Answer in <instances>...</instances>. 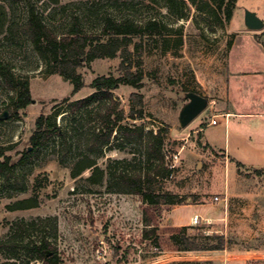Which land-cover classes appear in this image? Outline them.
Here are the masks:
<instances>
[{"label": "rangeland", "instance_id": "1", "mask_svg": "<svg viewBox=\"0 0 264 264\" xmlns=\"http://www.w3.org/2000/svg\"><path fill=\"white\" fill-rule=\"evenodd\" d=\"M177 1L171 12L164 0H0V63L14 77L27 80L31 97L19 116L9 119L15 94L0 80V149L14 165L9 181L0 176V239L17 220L51 217L58 230L53 245L60 264H264V174L238 166L222 150L198 147L199 124L191 128L195 120L186 126L179 121L190 92L206 95L207 107L195 118L202 115V125L217 113V101L211 102L216 96L225 106L234 42L235 61L264 70V50L248 34L261 35L264 26L250 30L243 20L245 11L257 8L264 15V0H236L229 21L223 20L222 12L212 13L210 0ZM30 7L57 35L67 32L74 20L82 35L98 34L105 18L136 26L154 22L164 29L161 35L131 37L127 52L120 49L115 57L97 58L77 68L85 86L70 96V82L46 72L44 61L19 29ZM122 60L143 74L139 92L145 118L135 124L154 132L168 130L164 166L176 171L159 185L178 204L152 207L137 195L113 192L106 169L112 160H131L128 153L105 151L97 158L105 172L100 184L85 180L89 171L73 178L72 164L60 165L49 151L31 162H18L38 115H50L55 101L65 97L88 96L91 80L108 74L117 77ZM132 92L136 90L124 86L113 91L124 113ZM215 119L218 124L207 130L206 138L222 144L223 119ZM199 140L205 144L203 135ZM173 141L180 144L175 147ZM172 150L176 154L170 163ZM21 201L33 206L18 208ZM220 238L223 249L216 250ZM183 239L207 250L194 251ZM4 261L0 256V264Z\"/></svg>", "mask_w": 264, "mask_h": 264}, {"label": "trees", "instance_id": "2", "mask_svg": "<svg viewBox=\"0 0 264 264\" xmlns=\"http://www.w3.org/2000/svg\"><path fill=\"white\" fill-rule=\"evenodd\" d=\"M164 1L171 12L177 8V0ZM210 1L214 4L212 13L222 12L223 20L229 21L236 0ZM177 16L182 18V14ZM19 29L44 61L46 72L70 82V96H73L85 86L83 77L76 72L77 68L97 58L115 57L120 49L127 52L131 37L161 35L164 27L154 22L136 26L131 22H116L105 18L98 34L85 36L74 20L67 32L57 35L55 29L44 22L34 7H30L28 16ZM254 39L264 49V32L256 35ZM118 70L120 74L117 77L108 74L93 78L88 84L91 89L88 96L77 100H71L70 96L65 97L55 101L50 115H38L28 139V146L19 153L18 162H31L34 158L45 156L46 151H49L56 155L60 165L72 164L73 178L89 171L85 180L90 184H100L105 172L97 165V158L105 151L128 153L132 155L131 160H112L106 169L107 183L110 188L113 187V192L137 195L152 207L178 204V201H174L172 195L159 185V182L168 179L176 171L175 167L167 169L164 166L165 137L168 130L158 128L154 132L135 124L145 118L143 95L139 92L143 86V74L133 71L131 64H126L124 60ZM0 80L8 91L15 94L10 98L8 118H17L19 111L24 110L31 102L28 82L14 77L1 63ZM120 86L136 90L129 95L130 108L127 113L119 109V102L113 96V91ZM201 136V133L197 132V146L209 148L207 144L200 142ZM171 144L177 147L180 143L173 141ZM170 154L171 163L176 151L172 150ZM10 160L9 156L3 154V149H0V176L6 181L14 175V165L10 164ZM237 165L243 166L239 162ZM252 171L255 175L264 174V168ZM28 203L21 201L18 208L33 206H28ZM57 236L54 218L17 220L9 225L7 234L0 239V256L5 260L1 264H60L57 249L53 245ZM183 240L194 251L207 250ZM222 249L223 242L220 238V246L216 250ZM169 264L208 263L187 261Z\"/></svg>", "mask_w": 264, "mask_h": 264}, {"label": "crops", "instance_id": "3", "mask_svg": "<svg viewBox=\"0 0 264 264\" xmlns=\"http://www.w3.org/2000/svg\"><path fill=\"white\" fill-rule=\"evenodd\" d=\"M263 23L264 15L261 11L251 10ZM260 13V14H259ZM251 39L256 45L262 46L255 41L250 34ZM232 45L228 59V79L227 88L224 94V105L222 106L221 97L216 96L211 102L216 101L215 110L217 113L210 115L213 119H223V143L207 140V130L217 126L216 123L202 125L203 116L194 119L193 127H197V132H200L205 138V144L212 149L222 150L226 157L231 160L246 165V169H263L264 168V70H256L249 67L246 61V66L235 61L233 57ZM264 50V49H263ZM246 97V104L243 99ZM226 116V118H225ZM193 121V120H192ZM202 125V126H200ZM220 135V133H219Z\"/></svg>", "mask_w": 264, "mask_h": 264}, {"label": "water", "instance_id": "4", "mask_svg": "<svg viewBox=\"0 0 264 264\" xmlns=\"http://www.w3.org/2000/svg\"><path fill=\"white\" fill-rule=\"evenodd\" d=\"M244 25L250 30H260L263 27L261 20L250 11H245L243 15ZM188 103L179 113L181 126H186L194 120L206 107L207 99L205 94L190 92L187 94Z\"/></svg>", "mask_w": 264, "mask_h": 264}, {"label": "built area", "instance_id": "5", "mask_svg": "<svg viewBox=\"0 0 264 264\" xmlns=\"http://www.w3.org/2000/svg\"><path fill=\"white\" fill-rule=\"evenodd\" d=\"M225 118H226V116H225ZM215 123H216V121H215V119H213V120L211 121V124H215ZM197 218H198V217L195 216L194 220L197 221Z\"/></svg>", "mask_w": 264, "mask_h": 264}]
</instances>
